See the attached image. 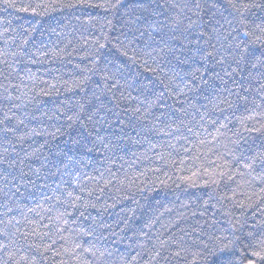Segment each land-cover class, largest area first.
I'll return each instance as SVG.
<instances>
[{
	"label": "trees",
	"instance_id": "obj_1",
	"mask_svg": "<svg viewBox=\"0 0 264 264\" xmlns=\"http://www.w3.org/2000/svg\"><path fill=\"white\" fill-rule=\"evenodd\" d=\"M9 2L15 3L16 8L7 7L6 0H0V61H14L19 75L14 73L9 81L0 75V96L4 94L2 85H9L13 96L21 92L27 95L14 102L0 99V120L7 112L13 119L6 123L14 128L9 133L0 131V158L6 156L13 165L0 164V188L4 191L11 188L15 193L10 194L11 200L27 211L38 201L45 207L52 206L55 201H44L43 194H51L50 189L56 184L70 189L75 176L97 189L111 180L102 193H96L98 200L94 195L97 207L88 208L85 217L69 209L73 212L69 231L63 233L69 244L81 242L88 247V238L81 232L95 228L92 242L101 251L112 253L103 257L82 253L90 264H125L138 252L150 249L153 242H158L157 238L169 240L172 251L175 242L183 237L191 250L196 251L192 241H207L209 234L229 239L239 237L238 248L222 256L225 264L227 258L232 264H247L248 253L253 249L259 251L258 245L264 240V198L253 196L249 200L247 194L259 192L264 185L253 189L238 178L235 183L208 187L205 169L211 171L215 167L211 161L220 163L219 157L229 149L236 155L248 156L264 151V68L242 65V74L233 78L224 76L227 65L202 63L197 49H207L209 44L207 35L201 38L199 34L210 28L207 23L200 25L192 12L181 11L179 5H190L191 0H125L118 12L91 6L105 0ZM52 3L58 6L36 9L41 15H33L31 8L27 12L17 11L29 5L34 8L37 4ZM132 3L140 5L134 13V17H139L134 25L136 31H129L126 24L125 12ZM67 4L75 6L63 7ZM207 15L210 13L205 14V21ZM189 17L197 21L192 28H188ZM173 18L179 23H174ZM153 28L159 30L152 31ZM103 35L112 44L117 37L125 44L133 36L139 37L129 46V54L133 48L138 53L140 49L153 52L155 60L148 59L156 73L131 64L112 44L97 50L95 41L103 42ZM24 40L28 44L22 49ZM169 47L174 51L167 52ZM161 48L165 53L157 55ZM8 70L7 65L0 63V71L6 74ZM193 72L203 76L207 83L196 81L199 87L189 90L186 85L193 84ZM106 74H115L122 84H130L127 91L137 99L130 104L121 100V107H115L109 99L112 92L103 87L102 76ZM29 75L33 78L29 79ZM157 75L167 87L159 83ZM77 83L81 87H75ZM11 84H19L20 91L11 88ZM53 84L56 87L51 89V95H45ZM113 91L119 97V91ZM140 100L145 101V107L151 106L146 120L122 111L138 106ZM221 101H231V106ZM215 105L218 107L214 109ZM77 115L81 117L79 120ZM21 120L23 123L17 126ZM221 124L226 127L221 128ZM168 125L179 127L181 132L171 137L160 135ZM188 127L193 131L189 132ZM201 140L205 143L201 144ZM169 141L176 145V150L167 147ZM161 152L167 159H160ZM231 155L227 157L229 163ZM180 160L184 161L182 165ZM197 172L198 175H193ZM4 176L10 183L5 182ZM89 176L96 177L99 183L88 180ZM17 187L19 192L15 191ZM225 196L230 199H223ZM6 202L8 198L0 192V212ZM15 215L22 218L19 213ZM28 215L36 218L32 213ZM101 222L108 227H95ZM101 234L107 239L100 238ZM63 243L58 240L57 246ZM64 259L68 264H77L75 258ZM191 262L189 256L188 261L161 259L158 264ZM48 264H52L51 259ZM196 264L205 261L197 258ZM208 264H221V258H210ZM257 264H264V260Z\"/></svg>",
	"mask_w": 264,
	"mask_h": 264
},
{
	"label": "snow or ice",
	"instance_id": "obj_2",
	"mask_svg": "<svg viewBox=\"0 0 264 264\" xmlns=\"http://www.w3.org/2000/svg\"><path fill=\"white\" fill-rule=\"evenodd\" d=\"M124 5L125 0H105L103 4L91 6L104 8L105 11L118 12ZM6 6L16 8L15 3L9 2V0H6ZM57 6L56 3L49 5L37 4L34 8L29 5L27 8H17V11L27 12L31 8L33 15H41L42 13L36 11L37 8H55ZM74 6L75 5L72 4L63 5V7ZM172 6L177 7L175 4ZM137 7H140L138 3H132L131 9L125 12V15L128 17L126 24L128 25L129 31L138 30L134 28L135 21L139 19V17H134ZM179 7L182 12L185 10L192 12V14L197 17L200 25L207 23L208 28H210V31L207 33L201 31L199 34L201 38L207 35V42L209 44L207 49H197V54L202 63L207 65L210 62H214L213 66L215 64L221 66L227 65V67H224V76L233 78L236 75L242 74V65H250L251 68L254 69L264 68V15L257 16V13H264V0H191L190 5L184 4L179 5ZM207 13H210V15H207L205 21V14ZM188 19L190 21L188 28H192L197 21H192L191 17ZM173 21L174 23H179L175 18H173ZM108 23L111 24V21H108ZM158 30L157 28L152 29V31ZM141 35H143V33H141ZM125 39H127V36H125ZM102 40L103 42L101 39L95 41L97 50L104 49L109 44H112V41L109 40L107 35H103ZM138 40L139 37L133 36V38L128 40V43L125 44L124 40L117 37L112 46L131 64L138 65L145 72L156 73V68H153L149 64L148 59L152 58L155 60L153 52H143V49H140L138 53L137 50L133 48L132 54H129V46L133 41ZM27 44L28 40H24L21 48L23 49V46ZM173 51L172 48H167V52L171 53ZM162 53H165L164 48H161L157 55ZM32 55L36 54L33 53ZM138 55H140V59H138ZM141 59L143 61L142 63L140 62ZM0 63L7 65L9 69L6 74L0 71V75H3L5 81H9V78L14 73L17 76L19 75L14 61L10 62L4 59L0 61ZM233 64L235 67H232ZM198 71L199 69H197V72ZM197 72L192 73L193 84L186 85V87H189V90L199 87V85L195 83L196 81L207 83L203 76L197 75ZM262 75H264V73H262ZM216 76L221 79L223 83H227L218 73ZM28 78L32 79L33 77L29 75ZM156 78L160 84L165 87L168 86L158 75ZM19 79L23 80L24 77H19ZM102 80L104 82L103 87L107 89V91L112 92V96L109 99L114 102L115 107H121L119 103L121 100L128 101L130 104L132 100L137 99V97L132 96L130 91H127V88L131 87V85L127 82L122 84L115 74L103 75ZM2 87L4 94L0 96V99L9 102L20 100L22 96L27 95L21 92V95L13 96L10 92L9 85H2ZM55 87V84L51 85L49 91L44 94L51 95V89H55ZM75 87L79 88L81 85L77 83ZM11 88L20 91L19 84H11ZM113 90L119 91V97H116L115 91ZM93 95L96 94L94 93ZM27 102L31 103V100ZM221 102L228 103V105L231 106V101ZM215 107H218V105H215L214 109ZM80 108L83 110L84 105L81 104ZM150 109L151 106L145 107V101L140 100L138 106L125 107L122 111L125 113L131 112L138 120H146L150 114ZM108 110L111 111L110 108ZM80 118V115L76 116L77 120ZM201 118L203 119V117ZM12 119L13 117L5 112L3 119L0 120V126H2L0 127V131L4 133L13 132L14 128L6 123ZM69 119H71V117ZM88 119L91 120L92 116L89 115ZM22 123V120L18 121L17 126ZM220 127L223 128L226 127V125L221 124ZM187 130L189 132L193 131L191 127H188ZM255 131H259V129H255ZM180 132L181 129L179 127L168 125L167 130L160 131V135L171 137L174 133ZM217 132H219V129H217ZM193 134L199 136V133ZM179 138L180 137H178V139ZM183 138L187 139L186 137ZM200 143L203 144L205 141L201 140ZM232 143L238 144V141H232ZM152 147L155 148L156 146L153 145ZM167 147L176 150V145L171 143V141L168 142ZM185 151H190V149L185 148ZM229 153H232V163H229L227 159ZM159 155L160 159H167L163 152ZM219 159L221 161L220 163L211 161L215 166L211 171L205 169L206 174L209 176V181L205 183V186L211 187L212 185L219 186L221 183H235L238 181V178L244 179L253 189L255 186L264 185V151L248 156L243 153L236 155L232 149H229L228 152L223 153ZM5 163H7L9 167L13 166L11 162L7 160L6 156L0 158V164ZM172 163L177 162L172 161ZM179 163L182 165L184 161L180 160ZM65 167H67V165ZM198 174V172L193 173V175ZM103 176L104 174L101 172L100 178L103 179ZM3 179L6 183H10L8 182L7 176H4ZM88 180L99 183L94 176H89ZM32 183L35 182L32 181ZM111 183V180H107L103 183V186L98 189L90 188L87 181L82 182L79 176H75L71 182L70 189H62L60 184H56L55 188L50 189L51 194H43L44 201H55L52 206L45 207L44 203L38 201L34 206H26L27 211H24V209L20 207L19 202H13L11 200L10 194H15L12 192L11 188H8V191H4L3 188H0V192H3L4 196L8 198V202L2 205L4 211L0 212V264H48L49 259L52 260V264H68V260L64 259V257L75 258L77 264H90V261L82 257V253H87L91 257H96L97 255L103 257L105 254L111 255L112 253L110 251H101L97 248L96 244L92 242V238L95 235V228L91 231L84 230L81 232L82 236L88 238V247H83L81 242L69 244V238L63 235L65 231H69V217L73 215V212L69 209L78 211L81 217H85V212L88 208L97 207L92 199L94 195L98 200L99 196L96 195V193H102ZM41 187H44V185H41ZM19 190V187L15 189L16 192H19ZM261 194H264V186L259 188V192L253 190L247 195L249 200H251L253 196L264 198ZM223 199L230 198L225 196ZM13 203H15V207H13ZM56 205H60L61 207L56 208ZM54 209L55 213L53 214ZM97 210L99 211V209ZM15 213H19L22 218H17ZM28 213L34 214L36 218L29 216ZM95 227L105 228L108 226L101 222ZM113 235H115V233H113ZM100 238L107 239L103 234H101ZM58 240L64 243L57 246ZM157 240L158 242H153L150 249H147L146 252H138L136 257L132 258V261H126L125 264H158L161 259L166 262H170L174 259L177 261H188L189 256L192 257L191 264H196L197 258L203 259L205 264H208L210 258L213 257H220L221 264H225V258L222 254L236 250L238 248L237 242L239 237L233 236L232 239H229L227 236L209 234L207 241H192V244L197 247L196 251L191 250V246L183 240V237H181L179 242H175V249L172 251H169V240L160 238H157ZM21 241H23V243H21ZM258 247L260 248L259 251L253 249L248 253L247 264H257V261L264 260V240L260 241ZM141 248H144V245H141ZM165 253H167V255H165ZM145 255L148 257L146 260L143 259ZM57 257H60V259L57 260ZM243 258L244 253L241 252L240 259ZM227 264H232L230 258H227Z\"/></svg>",
	"mask_w": 264,
	"mask_h": 264
}]
</instances>
